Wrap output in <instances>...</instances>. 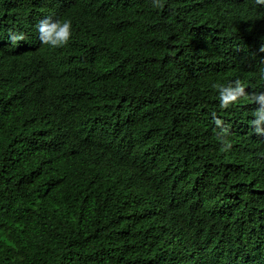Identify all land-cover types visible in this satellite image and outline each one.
Here are the masks:
<instances>
[{
	"label": "trees",
	"instance_id": "16d2710c",
	"mask_svg": "<svg viewBox=\"0 0 264 264\" xmlns=\"http://www.w3.org/2000/svg\"><path fill=\"white\" fill-rule=\"evenodd\" d=\"M0 27V264H264V138L213 88L260 92L264 6L0 0Z\"/></svg>",
	"mask_w": 264,
	"mask_h": 264
},
{
	"label": "clouds",
	"instance_id": "9594fccd",
	"mask_svg": "<svg viewBox=\"0 0 264 264\" xmlns=\"http://www.w3.org/2000/svg\"><path fill=\"white\" fill-rule=\"evenodd\" d=\"M163 2L164 0H152V6L158 9L163 6ZM252 4L253 7L264 6V0H252ZM34 30L36 39L41 45L54 49L64 47L69 43L72 39L73 25L68 17L53 19L51 16H45L34 25ZM0 32H6L12 46L25 39V34L13 27L7 29L0 27ZM260 51L262 54L264 53V46ZM257 78L262 83L260 92L257 90L250 93L249 88L244 91L245 85L239 79L229 83H215L213 88L217 90L216 98L219 110L233 108L245 101L241 108L249 117V124L252 126L253 133L264 138V58H261ZM212 123L215 125L213 131L219 143V152L228 153L232 150L234 143L228 127L216 117L215 113L212 114ZM258 182H262L264 185V176Z\"/></svg>",
	"mask_w": 264,
	"mask_h": 264
}]
</instances>
